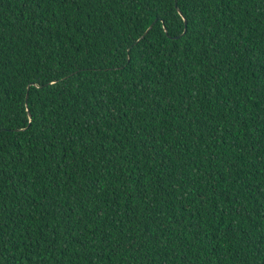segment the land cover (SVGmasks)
<instances>
[{
    "label": "trees",
    "instance_id": "16d2710c",
    "mask_svg": "<svg viewBox=\"0 0 264 264\" xmlns=\"http://www.w3.org/2000/svg\"><path fill=\"white\" fill-rule=\"evenodd\" d=\"M0 264H264V0H0Z\"/></svg>",
    "mask_w": 264,
    "mask_h": 264
}]
</instances>
